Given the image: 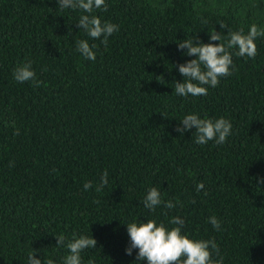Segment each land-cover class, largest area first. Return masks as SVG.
I'll use <instances>...</instances> for the list:
<instances>
[{
    "label": "trees",
    "instance_id": "obj_1",
    "mask_svg": "<svg viewBox=\"0 0 264 264\" xmlns=\"http://www.w3.org/2000/svg\"><path fill=\"white\" fill-rule=\"evenodd\" d=\"M106 4L94 14L119 31L105 46L77 26L82 10L0 0V264H28L33 251L63 264L69 253L57 236L73 233L97 240L83 264H147L138 249L126 253L127 224L154 219L170 229L177 216L190 238L216 241L224 264H264V37L254 59L231 50L232 74L206 96L174 92L185 79L179 65L195 58L178 43L219 44L213 31L227 38L264 27V0ZM83 39L97 46L95 61L76 51ZM26 62L39 87L14 79ZM188 114L229 120L227 142L199 145L195 128L178 132ZM105 171L109 183L97 192ZM152 187L176 207L147 209Z\"/></svg>",
    "mask_w": 264,
    "mask_h": 264
},
{
    "label": "clouds",
    "instance_id": "obj_2",
    "mask_svg": "<svg viewBox=\"0 0 264 264\" xmlns=\"http://www.w3.org/2000/svg\"><path fill=\"white\" fill-rule=\"evenodd\" d=\"M58 9H79L83 14L79 17L77 26L84 30L88 37L93 40L103 38L101 42L106 46L108 38L114 32L119 31V25L102 21L95 15V10L103 8L107 11L106 0H57ZM206 23V21H205ZM221 29H227V26L220 24ZM210 35V41H219V44L197 42L191 39H184L178 43L179 50H186L184 55L195 57L184 64L179 65V72L185 78L183 83L175 82V94L187 97L206 96L209 87H218L222 77H228L232 74L234 68L233 52L239 57H248L254 59L258 54L256 39L264 37V27L251 25L250 30L245 34L244 30L228 31L227 38L223 32L213 31ZM96 45H91L87 39L76 42V51L88 60L95 61L97 53ZM14 79L17 82L24 83L31 81L37 87L42 83L37 80L36 73L32 68L31 62L22 63L14 69ZM182 126L176 130L181 134L195 128V143L206 145L210 141H215L217 145L227 142L232 133V123L221 117L218 119L201 118L198 114H188L180 120ZM14 126V125H13ZM19 135V129L15 132ZM108 173L105 171L96 191H103L107 186ZM92 188L91 182H85L84 189ZM204 188V184L197 185V192ZM207 193H205L206 195ZM147 209L155 212L157 206L163 205L165 208L172 209L176 205L171 201H165L162 198L161 191L152 187L149 189L144 201ZM194 203V201H193ZM174 227L168 228L164 223H159L154 219L146 222H131L127 224V231L130 237V246L126 249L128 255L132 254L133 249H138L136 259L138 261H147V264H224L223 257L214 258V254L219 256V246L216 241L204 239H192L189 235L182 232L184 220L180 217H172L169 221ZM208 223L217 231L221 230L220 221L215 217H209ZM57 246L66 247L68 255L63 259V264H83L81 253L86 249H95L97 240L93 237L72 234L69 240L64 235L57 236ZM28 264H56L49 257L42 262L36 258V252L33 251L28 256ZM88 264H94L89 260Z\"/></svg>",
    "mask_w": 264,
    "mask_h": 264
}]
</instances>
